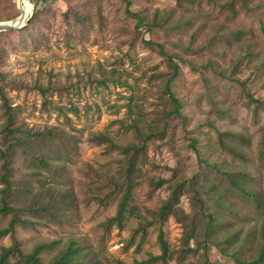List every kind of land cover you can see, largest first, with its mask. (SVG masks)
Listing matches in <instances>:
<instances>
[{"label": "rangeland", "instance_id": "1", "mask_svg": "<svg viewBox=\"0 0 264 264\" xmlns=\"http://www.w3.org/2000/svg\"><path fill=\"white\" fill-rule=\"evenodd\" d=\"M19 14L18 0H0V21ZM146 41L176 57L181 115L172 70ZM254 100L264 102V0L40 1L25 27L0 32V191L8 179V204L29 222L16 225L20 249L48 244L44 263L70 244L94 264L253 263L264 247ZM12 218L0 212V231ZM162 234L167 263L152 261ZM12 246L0 239V254Z\"/></svg>", "mask_w": 264, "mask_h": 264}, {"label": "trees", "instance_id": "2", "mask_svg": "<svg viewBox=\"0 0 264 264\" xmlns=\"http://www.w3.org/2000/svg\"><path fill=\"white\" fill-rule=\"evenodd\" d=\"M41 2H45V0H41ZM128 7H129V5H128ZM128 11H129V13L134 15L139 20L138 27L143 25L145 18L141 14L133 13V12H131V10H129V8H128ZM145 44L148 47H150L151 49L157 48L159 50V52L161 53V55L164 56L165 59L167 60L168 65L172 70V75L167 81L166 91L170 96L171 102L175 105L174 106L175 113L177 115H181L180 114L181 104L172 91V84L177 79V77L179 76V71H180V67H179L178 63L176 62V57L169 54L167 52V50L165 49V47L162 46L161 44L155 43L153 41H146ZM254 101L259 106L264 105V102H260V101H256V100H254ZM13 139H14V144H13L12 148L16 145H22V139L19 135L13 134ZM138 152L139 151L137 150L136 153H138ZM0 154H1L2 158L4 159L3 166L8 171L9 170V167H8L9 160H7L8 159V153L7 152H4V153L0 152ZM40 163L42 165H48V162L45 163L43 160H41ZM129 163H130V166H129L128 172L130 174L132 172V169H133L134 156H131ZM128 179H130V178L128 177ZM4 182H5L6 186L3 190L0 191V200L2 202V210L0 212L3 213V215L12 214L13 218L11 220L9 228L6 230L0 231V239L5 238L7 236H10L12 241H13V246L10 248H3L2 249V252L0 254V264H11V261L13 259L17 261L16 264H94L93 261L87 260L85 254H83V252H82V248L79 245L75 246L73 244H70L64 251H61L54 258V261H51L49 263H44L42 261V259L40 258L42 252L46 251L48 249V247H49L48 244H44L41 247H38L34 251V253H32L30 255H25L19 247V242H18L17 237H16V225L17 224L28 225L29 222L21 221L19 219V217L17 216V213H18L17 210L12 209L9 206L8 200H9L10 195H11L12 185L8 179H5ZM160 183H162V182H160ZM180 188L181 187H179L178 190ZM131 194H132V186H131V183L129 181L128 190H127L126 194L124 195L123 202H121V204H120V209H119V213L117 216L118 220H121L122 217L127 212L128 201L131 199ZM249 197L251 199L256 200V198L254 197L253 194H249ZM257 201H258V199H257ZM176 202H177V197L174 193V195L160 208V210L157 213L158 217L161 220H165L167 218V216L170 213H172V209H173L174 204ZM43 211L50 213V209L47 206H44L42 208H29V210L27 212H43ZM160 239L162 242L163 254L160 256L153 257L152 261L163 260L165 263H167L169 246H168L167 242L164 240L163 234L161 235ZM121 264H125V263H121ZM135 264H141V263L137 262ZM251 264H264V247L261 250V254H260L259 258L255 261H253V263H251Z\"/></svg>", "mask_w": 264, "mask_h": 264}, {"label": "water", "instance_id": "3", "mask_svg": "<svg viewBox=\"0 0 264 264\" xmlns=\"http://www.w3.org/2000/svg\"><path fill=\"white\" fill-rule=\"evenodd\" d=\"M21 0H18V2H20ZM41 0H35V2L33 3V8L32 11L29 15V17H27L28 15L25 16L23 10H20V14L12 19V20H6V21H0V32L1 31H6V30H13V29H21L23 27H25L33 18L34 14L37 11V7L38 4L40 3ZM19 6V5H18Z\"/></svg>", "mask_w": 264, "mask_h": 264}, {"label": "bare ground", "instance_id": "4", "mask_svg": "<svg viewBox=\"0 0 264 264\" xmlns=\"http://www.w3.org/2000/svg\"><path fill=\"white\" fill-rule=\"evenodd\" d=\"M18 5L20 10H23L25 16L28 15L33 8V4L28 0H21L20 2H18Z\"/></svg>", "mask_w": 264, "mask_h": 264}]
</instances>
